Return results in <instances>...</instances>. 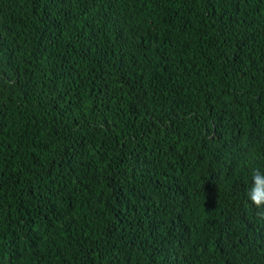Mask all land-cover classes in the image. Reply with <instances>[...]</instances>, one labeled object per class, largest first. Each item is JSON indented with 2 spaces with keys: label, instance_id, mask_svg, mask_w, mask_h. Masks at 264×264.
I'll use <instances>...</instances> for the list:
<instances>
[{
  "label": "trees",
  "instance_id": "1",
  "mask_svg": "<svg viewBox=\"0 0 264 264\" xmlns=\"http://www.w3.org/2000/svg\"><path fill=\"white\" fill-rule=\"evenodd\" d=\"M254 174L264 0H0V264H264Z\"/></svg>",
  "mask_w": 264,
  "mask_h": 264
},
{
  "label": "clouds",
  "instance_id": "2",
  "mask_svg": "<svg viewBox=\"0 0 264 264\" xmlns=\"http://www.w3.org/2000/svg\"><path fill=\"white\" fill-rule=\"evenodd\" d=\"M254 180L256 187L253 189L251 199L257 207L264 205V196H260L259 193L264 189V180L260 175L254 174Z\"/></svg>",
  "mask_w": 264,
  "mask_h": 264
}]
</instances>
